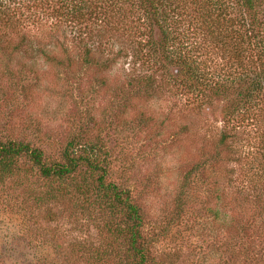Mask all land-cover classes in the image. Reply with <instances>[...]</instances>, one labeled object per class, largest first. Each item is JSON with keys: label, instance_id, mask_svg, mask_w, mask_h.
<instances>
[{"label": "rangeland", "instance_id": "374dc122", "mask_svg": "<svg viewBox=\"0 0 264 264\" xmlns=\"http://www.w3.org/2000/svg\"><path fill=\"white\" fill-rule=\"evenodd\" d=\"M114 1V9L127 11L125 0ZM22 14L34 45L25 56L36 74L22 83L17 77L8 78L0 51V136L33 142L56 156L89 122L85 114L90 110L98 122L94 133L110 144L111 181L130 190L142 208L143 236L158 264H264V171L258 165L256 122L249 119V112L242 110L227 122L220 115L224 102L210 106L198 92L170 83L162 86L160 95L134 101L112 131L104 115L112 92L131 74L146 73L149 63H137L122 53L113 68L88 70L82 74L85 89H96L100 78L107 85L79 105L77 86L42 52L61 59L69 53L78 59L85 48L78 43L81 38L66 22L34 21ZM126 15L121 25L127 30L138 24L139 15L137 11ZM175 16V47L192 57L207 79H218L226 62L209 52L187 12L176 10ZM110 21L94 23L96 32L99 27L110 28ZM131 33L139 34L135 28ZM108 37L102 47L105 54L120 55L123 41ZM13 71L20 72V65ZM17 86L28 96H19ZM140 114L150 125L139 127ZM126 121L133 123L132 130ZM223 135L227 144L223 159L207 162L191 176L183 197L184 213L177 219L186 174L209 160ZM258 197L261 204L254 202ZM85 213L74 198L59 195L34 174L0 184V264H93L89 255L104 248L110 237L100 229V216Z\"/></svg>", "mask_w": 264, "mask_h": 264}, {"label": "trees", "instance_id": "16d2710c", "mask_svg": "<svg viewBox=\"0 0 264 264\" xmlns=\"http://www.w3.org/2000/svg\"><path fill=\"white\" fill-rule=\"evenodd\" d=\"M114 4H117L114 0H0V51L8 78L17 77L18 83H22L29 74H36L31 60L25 56L26 50L34 45L27 35L22 13L34 21L66 22L64 24L81 38L78 43L85 47L80 50L78 59L69 53L63 59L46 51L42 55L77 86L79 105L88 102L107 85V81L100 78L96 89L87 90L82 85L83 73L90 69L101 72L113 68L118 57L125 55L122 53L137 63H149L146 73L131 74L112 92L104 109L106 125L112 131L134 101L160 95L164 84L179 82L198 92L210 106L224 102L220 115L227 122L242 110L249 112V119L256 122L258 165L264 171V0H125L127 11L124 12L114 9ZM180 9L198 26L209 52L226 62L218 79H207L195 60L182 54L179 46L175 47L172 20L176 22L179 16H175L176 10ZM134 11L139 15L135 18L138 24L126 30L122 21L127 19V13ZM108 19H111V27H99L96 32L94 23ZM132 28L139 34L133 35ZM140 28L144 34L138 30ZM109 35L123 41L124 51L121 50L120 55L105 54L102 47L107 44L105 40L110 39ZM16 64L21 68L17 73L13 71ZM77 64L80 70L76 71ZM17 89L19 96H28L25 88L17 86ZM13 102L16 106L17 102ZM85 115L89 122L66 141L56 156L46 154L33 142L0 136V184L34 174L59 195L74 198L81 212L90 217L94 213L100 216V229L110 239L104 248H96V252L89 255L91 263L158 264L143 236L142 208L130 190L111 181L110 144L94 133L98 122L90 110ZM139 120V127H147L151 122L143 114ZM124 125L132 130V122L126 121ZM226 149L223 135L209 160L195 164L188 171L178 197L177 219L184 213L183 197L191 176L207 162L222 160ZM254 202L261 204L262 198H255ZM78 251L84 252L81 244Z\"/></svg>", "mask_w": 264, "mask_h": 264}]
</instances>
